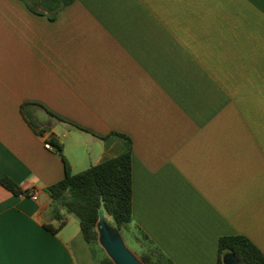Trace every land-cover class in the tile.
I'll list each match as a JSON object with an SVG mask.
<instances>
[{
    "label": "crops",
    "instance_id": "0c3cea01",
    "mask_svg": "<svg viewBox=\"0 0 264 264\" xmlns=\"http://www.w3.org/2000/svg\"><path fill=\"white\" fill-rule=\"evenodd\" d=\"M64 3L0 0V264H96L74 216L46 228L52 137L74 175L131 141L134 224L173 264L264 253V0Z\"/></svg>",
    "mask_w": 264,
    "mask_h": 264
},
{
    "label": "trees",
    "instance_id": "16d2710c",
    "mask_svg": "<svg viewBox=\"0 0 264 264\" xmlns=\"http://www.w3.org/2000/svg\"><path fill=\"white\" fill-rule=\"evenodd\" d=\"M72 2L73 0H65L64 4ZM22 109L25 111V106ZM120 137L129 147L127 153L75 175L63 155L59 140L56 137L50 139V144L65 165L66 174L62 181L46 189L52 200L50 214L59 222L57 228H46L56 234L67 223L63 212L74 216L80 223L81 232L90 246L96 264H114L99 244L98 223L102 211L122 235L129 234L141 244L143 252L139 257L145 264H173L148 235L134 224L132 147L128 138ZM1 182L16 195L29 196L31 193L30 190H22L9 178H4ZM227 253H232L239 264H264V253L244 236L222 237L216 264H224L223 257Z\"/></svg>",
    "mask_w": 264,
    "mask_h": 264
},
{
    "label": "water",
    "instance_id": "95a60500",
    "mask_svg": "<svg viewBox=\"0 0 264 264\" xmlns=\"http://www.w3.org/2000/svg\"><path fill=\"white\" fill-rule=\"evenodd\" d=\"M99 244L114 264H145L126 244L122 233L112 225L101 211L98 223ZM224 264H239L238 259L227 253Z\"/></svg>",
    "mask_w": 264,
    "mask_h": 264
},
{
    "label": "rangeland",
    "instance_id": "374dc122",
    "mask_svg": "<svg viewBox=\"0 0 264 264\" xmlns=\"http://www.w3.org/2000/svg\"><path fill=\"white\" fill-rule=\"evenodd\" d=\"M108 220L111 221L110 218H108ZM124 240L127 244V246L135 253L137 254V256H139L142 252L143 249L141 247V244L138 243L136 240H134L129 234H124L123 235Z\"/></svg>",
    "mask_w": 264,
    "mask_h": 264
},
{
    "label": "built area",
    "instance_id": "2783aa9c",
    "mask_svg": "<svg viewBox=\"0 0 264 264\" xmlns=\"http://www.w3.org/2000/svg\"><path fill=\"white\" fill-rule=\"evenodd\" d=\"M49 141H50V139L47 138V139H46V148H47L48 150H53L54 148L52 147V145L50 144ZM30 191H31V193H30L29 196H22V195H21V197H29V198H31V199L37 201V200H38V197H39V192H38L36 189L30 190Z\"/></svg>",
    "mask_w": 264,
    "mask_h": 264
}]
</instances>
